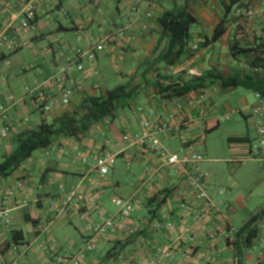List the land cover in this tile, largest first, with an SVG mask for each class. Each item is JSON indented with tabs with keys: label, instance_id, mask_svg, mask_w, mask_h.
<instances>
[{
	"label": "crops",
	"instance_id": "1",
	"mask_svg": "<svg viewBox=\"0 0 264 264\" xmlns=\"http://www.w3.org/2000/svg\"><path fill=\"white\" fill-rule=\"evenodd\" d=\"M173 1L158 0L154 18L148 21L149 26L146 31L141 32L139 27L140 23L145 22L143 18L135 21L126 28L124 37H114L113 41L105 46L103 52L96 54L92 62L83 60L84 74L79 75L84 84L90 87L95 81L89 75L90 70L95 68L99 73L100 87L103 89H110L116 85H128V89L136 87L128 104L115 111L110 125L105 129V138H101L102 128L97 126L91 128L78 143L87 152L102 147L109 148L116 155L115 164L119 158L126 170L138 173L136 181H132L133 176H127L129 185L126 190L119 181L112 180L108 175L114 170V165L107 176L95 184L96 175L91 169L92 164L80 165L67 148L48 156L43 155L42 152L39 156L29 157L12 175L0 179V186H6L11 184L15 178H25L24 189L16 192L14 202L25 200L29 203L27 206L17 207L11 211L9 230L0 226V264H8L12 258L8 247L13 244L10 243V239L11 231L14 229H20L23 233V240L20 243L31 245L30 249L20 250L13 255L16 264H40L43 259L42 255L32 248L38 243L44 242L56 249L65 244V240L80 243V221L84 222L87 217L97 219V211L92 210L87 203L80 205L77 210L56 209L49 212L46 210L48 202L57 196L61 187L71 186L79 187L87 198L95 199L99 208L106 214L115 211L112 198L119 197L132 201L134 206L131 212L132 218L144 217L150 221L158 219L164 222L169 217L173 221L175 226L171 229L165 226L154 228L150 224L144 232L145 237L151 241L148 247L138 246L135 237H126L122 231H117L109 239L102 240L98 245L108 244L110 246L104 258L112 259L113 264L119 258L127 264L146 258L154 260L155 264H237L239 259H237L232 244L226 241L227 238L217 236L212 238L207 235L206 231L209 229L207 216L197 222L192 221V217L199 214L203 201L197 200L192 194H187L184 200L191 209L187 212L181 210L174 193L180 177L174 173H166L165 169L160 167L161 163L156 156L144 147L130 145L124 140L123 132L126 129L132 132L140 131L141 118L152 122L166 121L171 125L185 123L190 133L187 145L192 150L199 134L209 129L207 117L211 114L212 108L225 91L234 89H221L216 83L207 86L217 87L218 90L210 94L208 100L200 107L203 113L199 114V107L194 104V96L198 90L176 97L162 93L161 88L151 87L153 83H156V79L151 74L146 76L147 83L141 80L139 67L147 59L155 58L165 43L155 20L163 10L172 6ZM247 1L249 0H245L244 4ZM260 1L264 2V0H250L249 4L257 8L264 16V7H259ZM66 2H70L71 6L79 7L81 13L86 10L94 12L98 16L97 20L94 21L89 15L87 22L84 23L75 15H70L68 10L66 11L67 16L62 15L61 20L53 18L52 14L63 9V4ZM132 2L133 0H49L38 7L36 18L27 28L18 27L17 21L12 24L8 32L20 42L21 47L9 55L18 54L24 47L31 50L33 57L37 58V54L33 52V46L41 40L45 41L46 45L42 48L40 62L25 65V63H20L19 55H14L11 61L7 58L0 67V109L3 110L0 116V131L5 127L8 128L7 134L0 137V160L3 155L9 154L14 149V136L17 133L37 127L41 119L50 120L67 111V109L63 110L56 106L47 115H41L34 111L33 100L28 91L51 75L58 65H62L66 54L72 53L76 48L85 49L88 36L106 33L108 28H114L115 17L125 11ZM92 4L101 8L103 15H99ZM20 7V0H0V22H4L9 13H16ZM139 8L142 11L143 7ZM196 17L198 24L192 29L189 43L191 56L184 59L182 64L174 70L165 69L164 72L169 78L161 82L165 85L168 83L186 84L192 78L193 73L205 78L242 74L246 72L247 67L229 56L230 43L228 41L222 45L224 37L236 31V39L233 40L251 46L257 45L260 39H264V17H261L250 24L242 23L238 27L229 25L227 32L220 40L199 47V40L204 36L210 37L220 15L215 4L209 9L200 7ZM241 31L246 33V40L238 38ZM71 33L73 36L69 35ZM77 37L81 38L80 42L76 41ZM215 44H217L216 47ZM193 47L196 49L193 50ZM57 57L61 59L56 61ZM111 65L113 71L108 72L107 68ZM72 68L73 66H70L71 74L78 77ZM14 72L21 73L25 77L19 80ZM91 93L93 92L87 91V94ZM254 101V92H252L249 103L244 99L240 102L241 104L239 103L246 130H242L239 125L227 132L228 139L245 138L248 141L233 142L231 140L229 160H204L202 157V161L188 165L186 169L189 174H194L197 170L204 173L202 189L208 200L224 216L227 229L232 230L228 237L230 242L237 229L252 216L264 211V199L260 198L264 196V162L252 156L248 147L256 138L255 122L251 116ZM136 107H140L141 112L134 117L132 112ZM243 109H246L247 113L243 112ZM33 112L38 113L39 116L33 117L31 115ZM158 137L171 152H177L183 144L182 134L176 136L168 131ZM208 161L227 162L234 166L233 168L243 167L245 163H250L249 167H252V172L250 177H245V179H237L234 174L227 177V172L224 170L220 172L219 177L216 174L212 176L211 174L215 172L214 168L211 167L209 172H205ZM144 167H149L153 171L160 167L147 183L141 179ZM233 168L231 172L235 173L237 169L233 170ZM153 196H158L159 200L164 199V202L154 212L155 204L148 203L149 198ZM27 219H32L35 223ZM66 225L76 228L78 237L66 232L61 240L58 232L62 231ZM259 226L258 237L253 244L256 247V253H251L250 249L243 250L239 264L264 263V247H260L259 244V240L264 241V218L259 222ZM184 229H187L185 233H183ZM181 233H183L182 240L178 243L177 236ZM157 248H164L166 256L159 253ZM260 253H262L261 256ZM88 258L85 257L82 264H95L94 259L89 260Z\"/></svg>",
	"mask_w": 264,
	"mask_h": 264
},
{
	"label": "built area",
	"instance_id": "2",
	"mask_svg": "<svg viewBox=\"0 0 264 264\" xmlns=\"http://www.w3.org/2000/svg\"><path fill=\"white\" fill-rule=\"evenodd\" d=\"M8 1V0H7ZM49 0H20L21 7L16 13H9L8 18L4 22H0V51L10 54L15 52L21 47L19 41L10 35L8 30L12 24L17 21L18 27L25 29L36 18L38 7ZM158 0H133L131 5L123 11L121 14L115 17V27L108 28L106 33L91 35L87 37V47L85 49L76 48L72 53L65 55V62L62 65H58L56 70L37 83L28 94L31 95L33 100V109L39 112L41 115H47L56 106L65 110L74 102V100L81 94L86 93L88 90L95 91L99 88V83L96 82L99 79V73L95 68L90 70V76L95 81L86 86L79 75L84 74L83 60L92 62L96 56L104 51L107 44L113 41V38L124 37L126 28L132 25L135 21L143 18L145 22L140 23V31L144 32L148 28V21L154 18V14L157 8ZM259 7H264L263 2H259ZM93 8L99 15H103V11L96 4H92ZM142 6V11L140 10ZM63 16H67L66 11H62ZM264 17L257 8L253 5L247 4L242 9L234 8L231 12V20L233 26L241 25L242 23H253V21ZM77 42L81 41L80 37L76 38ZM193 50L196 47L192 48ZM61 58L57 57L58 61ZM6 61V60H5ZM70 66H73V71L78 77L71 74ZM174 70V68H170ZM194 76L200 74L193 73ZM217 87H204L197 91L194 96V104L199 107V114L203 113V109L200 108L210 97L212 92L217 91ZM255 102L252 106L251 116L255 122L256 138L249 144V153L264 162V98L259 93H254ZM2 109H0V116ZM141 112L140 107H136L132 116H138ZM228 119V117H226ZM111 123L110 117L102 118L93 127H101V138H105V129ZM140 131L132 132L126 129L123 132L124 140L130 145H137L144 147L150 151L160 161L162 168L166 173H174L180 177V180L175 188V195L178 198L179 208L185 212L191 208L185 203V197L187 194H192L197 200L203 201V205L199 209V214L192 217L193 222H197L202 217H208L209 229L206 231L207 235L215 238L221 237L226 239L231 234L232 230L227 229L225 218L218 208L211 203L204 190L202 189L204 173L201 170H197L194 174L187 173V166L194 165L202 161V157L193 153L191 147L187 145V141L190 140L189 127L185 123L171 125L169 122L160 121L152 122L149 119L141 118L139 121ZM170 132L174 135H183L182 146L177 152L169 151L160 141L158 135ZM8 132V128L5 127L0 131V136L4 137ZM69 149L75 159L80 165H91V169L96 175L95 184L102 181L108 174V172L115 165L116 155L109 148H99L95 151H85L74 140L62 138L54 141L50 146L44 149V155L59 151L61 149ZM158 167L154 171L149 167H144L142 171V181L149 182L150 177L155 174L160 168ZM25 178H15V180L6 186H0V226L5 230L10 228V213L17 207L27 206L29 203L25 200L20 202H14V196L16 192L24 189ZM36 203V202H34ZM87 203L92 210L97 211L98 218H86L83 225L79 228L80 232V246H77L74 242H68L62 244L56 249L43 243H38L32 246L42 255V261L40 264H82L88 253L94 252L97 245L102 241L109 239L115 232L122 231L126 237H135L136 244L138 246L151 245V241L145 237L144 232L150 227V224L154 228L165 226L167 229L174 228L173 221L168 217L164 222L160 220H148V218H132L131 212L134 210V206L130 199H122L119 197H113L112 203L115 207V211L111 214H106L93 198H87L79 187L71 186L69 188L61 187L57 196L51 199L47 204V212L56 209H75L77 210L80 205ZM206 217V218H207ZM187 229H184L185 233ZM183 233L177 236V242L181 243ZM191 242V239H190ZM260 247H264V241L259 240ZM31 245L28 243L11 244L8 250L11 254L16 255L20 250L30 249ZM169 250V249H168ZM157 251L166 256L164 248H157ZM262 253H260V256ZM15 256H12L8 264H16ZM114 264H127L123 259H116ZM130 264H155L154 260L146 258L139 262H133Z\"/></svg>",
	"mask_w": 264,
	"mask_h": 264
},
{
	"label": "trees",
	"instance_id": "3",
	"mask_svg": "<svg viewBox=\"0 0 264 264\" xmlns=\"http://www.w3.org/2000/svg\"><path fill=\"white\" fill-rule=\"evenodd\" d=\"M245 0H183L182 3L173 1L172 6L163 10L156 18L165 43L155 58H149L138 70L139 77L144 83H147L146 76L151 74L156 79L151 87L161 88L171 96H182L193 90H200L210 86L213 83L218 84L219 88H242L259 93L264 98V39H260L255 46L242 44L239 41L230 40L228 46L229 56L240 61L246 72L242 74L221 77L213 76L205 78L202 75L192 76L186 84L161 83L166 81L165 69L177 68L184 59L191 56L190 40L192 29L198 24L196 14L200 7L211 8L216 4L219 20L214 25L210 37L204 36L199 40V47H204L209 42H215L227 32L228 26L232 25L231 12L234 8L242 9L246 4ZM263 2V1H260ZM264 4V2H263ZM239 26V25H238ZM237 26V27H238ZM9 54L0 51V63L4 61ZM152 78V79H154ZM99 88L91 94H81L67 108V111L50 120L41 119L37 127L20 131L14 136L15 147L9 153L1 157L0 160V179L12 175L22 163L31 157V154L37 149H45L54 141L61 138L73 139L80 142L87 132L93 128L102 118H113L115 111L119 107L127 105L136 87L128 89V85H116L110 89ZM160 82V83H159ZM232 139H228L231 142ZM248 139L234 138L233 142H245ZM164 202V199L153 196L149 198L148 203L155 204L154 211ZM264 218V211L252 216L246 223L237 229L232 235V244L239 264L243 250L250 249L259 234V222ZM28 221L35 223L32 219ZM10 243L18 244L23 240V233L20 229L11 231ZM112 256V255H111ZM109 257V256H108ZM264 264V263H260Z\"/></svg>",
	"mask_w": 264,
	"mask_h": 264
},
{
	"label": "rangeland",
	"instance_id": "4",
	"mask_svg": "<svg viewBox=\"0 0 264 264\" xmlns=\"http://www.w3.org/2000/svg\"><path fill=\"white\" fill-rule=\"evenodd\" d=\"M176 1L178 3L183 2V0H176ZM109 4L111 5L110 2ZM201 8H205V7H201ZM67 10L69 11L70 15L72 16L75 15L77 19H79L80 21L81 20L84 21V23L87 22L89 15L93 17L94 21H96L98 18V16L94 12H91L88 10L81 13L80 8L71 6L70 2H66L65 4H63V9H59L58 12L53 13L52 17L55 19L61 20L60 18H62V11H67ZM61 24H63L62 21H61ZM69 35L73 36L72 33ZM238 35H239L238 38L240 40L242 39L244 40V38L245 40L247 39L246 33H244L243 31H241ZM235 36H236V31L235 32L233 31L229 33L228 35H226L224 37L225 39L223 40L224 42L222 43V45H224L225 42H228L231 39L232 40L234 38L236 39ZM44 45H46V42L41 40L33 46V52L37 54L38 56L37 58L33 57V55L31 54L32 53L31 50H29L28 48H24V47L23 49L20 50L18 54L9 55V57L7 58L10 59L11 61V58L14 55L16 56L19 55L18 57H21L20 63L22 64L25 63V65L33 64L34 62H40L42 60L40 57V54H41L42 48H44ZM216 45L217 44H215V47ZM7 58L5 60H7ZM5 60L2 61V63H0V67L2 66V64H4ZM108 67H109L107 68L108 72L113 71L112 65ZM31 71H33V69H31ZM14 73L16 74L19 80L25 77L21 73H16V72ZM27 73L31 74V72H27ZM251 97H252V91L245 90L242 88H234L233 90L225 91L222 97L218 100L217 104L212 108L213 110L211 114L208 115L207 117L209 129L207 131H204L203 133H200L197 139L195 140L196 143L194 145V148L192 149L193 153L200 155L201 157H203L204 160H215V159L229 160L230 155H231L230 147L232 146V142L228 141L227 132L236 128L239 125L241 126L240 128L242 130L244 131L246 130V124L243 118L241 117L239 103L242 102V99L247 100V102L249 103L251 101ZM242 111L247 113L246 109H243ZM31 115L33 117L39 116L38 113L36 112H33ZM226 117H228V119H226ZM42 152L44 153L43 149H37L31 154V156L32 157L39 156L41 155ZM216 162L218 161H210L208 164H206L205 172H209V170L212 167L215 170V172L211 174L212 176L216 174L219 177L220 172L224 170V172H227V177L234 174L235 178L237 179L238 178L245 179V177L249 178L252 172V167H249L251 166L250 163H245L243 167L239 166L238 168L237 167L233 168L234 166H232L231 164H228L227 162H220V163H216ZM232 168L233 170L237 169L238 171L236 170L235 173H232L231 172ZM127 176H133L132 181L135 182L137 179L138 173L137 172L134 173L132 170H126L124 168V165L121 163L120 159L117 158L115 168L112 172L109 173L108 177H110L112 180L119 181L122 187H125V189L127 190V187L129 185V180L126 179ZM117 194L120 195V193H117ZM260 198L264 199V196ZM82 225H83V222L80 221L79 226L81 227ZM66 232H70L72 233L73 236L78 237L77 236L78 231L76 230V228L71 227L70 225H66L62 231H59L58 234L60 235V237L59 236L58 237L61 240H63L64 233ZM64 242L68 243V240L67 241L65 240ZM71 242H74L77 246H80V243L77 244L75 241H71ZM109 247L110 246L108 244L98 245L94 252H91L85 255L86 257H89L88 258L89 260L94 259L95 264H113L112 259L104 258L106 255V251L110 249ZM250 250H251L250 251L251 253L253 254L256 253V247L252 246Z\"/></svg>",
	"mask_w": 264,
	"mask_h": 264
}]
</instances>
